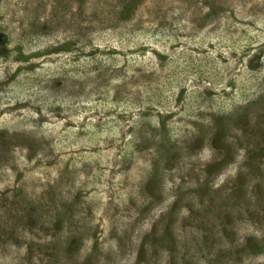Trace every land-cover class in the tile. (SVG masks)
<instances>
[{
	"label": "rangeland",
	"instance_id": "obj_1",
	"mask_svg": "<svg viewBox=\"0 0 264 264\" xmlns=\"http://www.w3.org/2000/svg\"><path fill=\"white\" fill-rule=\"evenodd\" d=\"M0 264H264V0H0Z\"/></svg>",
	"mask_w": 264,
	"mask_h": 264
}]
</instances>
